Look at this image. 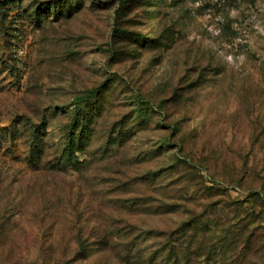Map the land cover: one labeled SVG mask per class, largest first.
<instances>
[{
	"label": "rangeland",
	"instance_id": "obj_1",
	"mask_svg": "<svg viewBox=\"0 0 264 264\" xmlns=\"http://www.w3.org/2000/svg\"><path fill=\"white\" fill-rule=\"evenodd\" d=\"M32 1L0 0V264H264V0Z\"/></svg>",
	"mask_w": 264,
	"mask_h": 264
},
{
	"label": "trees",
	"instance_id": "obj_2",
	"mask_svg": "<svg viewBox=\"0 0 264 264\" xmlns=\"http://www.w3.org/2000/svg\"><path fill=\"white\" fill-rule=\"evenodd\" d=\"M78 7H80L79 0H33L26 4V6L21 9V12L25 13L33 23H40L48 18L62 19L63 17H69L75 13ZM98 93L99 90L93 89L89 91L85 97L75 103L80 106L81 109L73 116L70 127H65L61 130L64 140L59 144L60 149L57 150L59 152L57 165H71L73 164L75 153L83 152L90 136L89 128L91 121L97 117V111L99 110V107H97L95 103L92 106L90 103L94 101ZM38 131H41V129ZM39 133L31 134L33 144L36 143L31 156L32 160L33 158L37 159L39 157L36 153L40 151L39 145H43L40 141ZM31 159H29V161H31ZM77 163L78 162L74 161V164L77 165ZM189 226H191V224L187 227ZM174 257L173 259H175Z\"/></svg>",
	"mask_w": 264,
	"mask_h": 264
}]
</instances>
